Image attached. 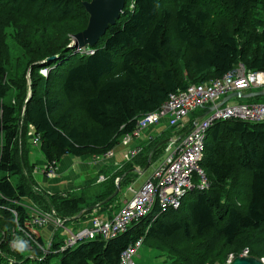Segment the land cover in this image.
<instances>
[{
    "label": "trees",
    "instance_id": "trees-1",
    "mask_svg": "<svg viewBox=\"0 0 264 264\" xmlns=\"http://www.w3.org/2000/svg\"><path fill=\"white\" fill-rule=\"evenodd\" d=\"M89 1L0 0V264H52L55 256L59 264H120L123 251L140 236L144 244L156 242V249L168 251L175 258L169 264L227 263L230 254L245 251L264 259V122H216L200 162L209 187L186 194L179 210L154 222L148 218L114 239L96 238L64 251L63 242L50 239L49 246L30 227L29 207L68 224L113 205L139 177L131 170L164 157L168 145L156 146L172 134L188 133L206 111L194 112L179 134L170 127L149 142L132 162L91 187L98 190L95 196L88 187L76 196L41 190L31 158L33 136L48 175L67 156L99 158L115 150L171 94L222 78L240 64L264 71V0H219L215 5L224 1L236 24L215 32L207 29L215 12L208 0H126L117 24L95 46L78 51L67 34L87 28L83 4ZM8 36L24 49L27 66L21 59L14 68ZM11 92L14 99L7 102ZM261 98L251 97L250 104L264 103ZM124 175L119 194L99 206ZM95 197L101 198L93 202ZM105 211L100 218L108 217ZM22 230L35 244L12 251L16 238L28 240ZM25 251L34 256L25 257Z\"/></svg>",
    "mask_w": 264,
    "mask_h": 264
},
{
    "label": "built area",
    "instance_id": "built-area-1",
    "mask_svg": "<svg viewBox=\"0 0 264 264\" xmlns=\"http://www.w3.org/2000/svg\"><path fill=\"white\" fill-rule=\"evenodd\" d=\"M261 89H264V71H247L245 66L240 64L222 78L192 85L184 91L171 94L159 110L144 115L138 121L133 133L125 135L122 139V145L131 147L134 140L140 138L144 131L162 125L163 122H166L164 125L167 128L186 127L194 112L202 109L206 114L211 108L215 109L204 118L197 120L188 133L179 138H170L166 156L158 168L143 188L134 194L130 201H126L112 218L95 217L84 229L73 231L64 226L62 220L56 222L50 215L36 214L33 215L30 227L41 229L52 220L58 228H63L69 235L60 248V251H64L96 238L106 241L114 239L129 231L134 224L148 218L154 222L163 213L179 210L186 194L197 189L206 190L209 187L200 162L204 156L205 143L211 127L216 122L232 119L264 122V103L230 104L228 102L222 106L218 105L231 94H245L250 90ZM39 143V139L34 137L33 144L38 146ZM128 151L127 157L130 160L141 153L142 149L136 147L129 148ZM113 154L114 150L99 158H110ZM54 170L52 169L51 172ZM157 209L158 211L154 212ZM23 232L25 238H28V243L32 241L35 244L33 236ZM144 237L141 236L123 251L120 264H136L135 257L143 247ZM247 254L248 251H245L244 255Z\"/></svg>",
    "mask_w": 264,
    "mask_h": 264
},
{
    "label": "rangeland",
    "instance_id": "rangeland-1",
    "mask_svg": "<svg viewBox=\"0 0 264 264\" xmlns=\"http://www.w3.org/2000/svg\"><path fill=\"white\" fill-rule=\"evenodd\" d=\"M209 3H210V7H213V10L215 11L214 12V18H213V21L208 24L207 26V29L211 32H215L216 29L220 26V25H228L230 26L231 28L234 27V25L236 24L234 19L231 18V15L227 13V10L225 9L227 7L226 3L224 1H222V4H219L218 6H216L215 4H217L219 2V0H208ZM264 20V19H263ZM61 27H64L65 29L68 28V25H64V26H61ZM12 31V30H10ZM8 34H11L10 32H8ZM67 40L68 42L72 41L74 42V37H72L71 35L67 34ZM6 46H7V49H8V55L10 56V60L13 61V66L14 68H16L19 60L22 59V62L24 63V65H28V61H27V56H24L25 54V51L24 49H22L20 46H18L16 44V42L14 41V39L12 38V36H8L6 38ZM41 74L43 75H46L47 72L45 70L41 71ZM28 80L30 78V72L28 71ZM247 92H245L246 94ZM14 96H15V93L14 92H11L10 93V96L9 98L7 99V102H10L14 99ZM264 98H261V102H264L263 100ZM255 99H251V98H237V99H233L231 100L229 103L230 104H250V103H254ZM166 127V126H165ZM167 129V128H166ZM31 136L33 135V132L32 130L30 131L29 133ZM34 138V136L32 137V139ZM170 138H176L175 136L173 137V134L170 136ZM167 145V144H166ZM119 146H122L119 145ZM124 146V145H123ZM122 146V147H123ZM126 147V146H125ZM31 149V158H32V162L34 164L37 165V169L39 170H42L43 169V162L45 160L44 158V155L42 154V152L40 151V149L38 147H36V145H34ZM140 149H142L140 147ZM129 156V155H128ZM166 156V154L164 155V157ZM163 157V158H164ZM135 158L133 159H130L128 160V157L125 158V161L122 162V165L126 164V163H129V162H132ZM80 159H77V161L79 162ZM83 162V160H81ZM85 162V161H84ZM45 165V163H44ZM156 165V164H155ZM160 165V164H159ZM158 165V166H159ZM158 168V167H157ZM156 168V169H157ZM35 169V170H37ZM153 169H154V166H152L149 170L145 171L143 174H141L138 178V180L135 182V184L132 185V188L136 191H138V188L139 186L145 182L146 180H148L147 178L150 176L151 172H153ZM155 169V170H156ZM154 170V172H155ZM35 174H34V178L36 180V176H39L42 174V172L40 174L37 173V171H34ZM153 172V173H154ZM44 173H45V169H44ZM57 170L55 169L53 172L49 173L48 175L47 174H44V175H41V176H45L44 178L46 179H50V178H53L56 174H57ZM104 174L103 172L100 174H97V176L93 179V181H90L87 180L85 183H84V187H88L90 188L91 190V195L92 196H95L98 192V190L96 191H93L91 189V187H99L101 182H103V180H101L102 178H104ZM47 177H50V178H47ZM119 179H117L116 181L114 180V182H118ZM100 183V184H99ZM38 184V183H37ZM39 185V184H38ZM41 188V187H40ZM82 188V187H81ZM83 189V188H82ZM41 190H43L41 188ZM81 190V189H80ZM79 190V191H80ZM45 191V190H43ZM46 192V191H45ZM125 193V189L122 191ZM120 193V195L117 197V199L114 200V203L113 205L111 206H108L106 209V214L105 216H108V217H112L114 216L124 205V200L126 198L127 200V197L125 194L123 193ZM48 193V192H47ZM70 195H77L78 192H75L74 190L71 191V192H68ZM50 194V193H48ZM130 194V193H129ZM65 195V194H63ZM133 196V193H131L128 198L130 199L131 197ZM96 198H101V197H95L94 200H92L93 202L96 201ZM29 209L31 210L32 214L33 215H36V214H42V215H50L52 216L53 219H55V221L57 222L58 220H62L60 217H57V216H53L49 213H42V212H39L38 210L32 208V207H29ZM104 209V210H105ZM94 211L92 213V215H89L87 216L86 218H84L81 222H76V221H73V222H69L68 224L67 223H64V226H66L67 228H69L70 230H73V231H77V230H82L84 229L85 227H87L91 222L92 219H94L95 217H100V215L102 214V212L104 211ZM62 223L64 222L63 220L61 221ZM83 222V223H82ZM82 223V225H81ZM89 223V224H88ZM50 224H52L54 226V229L51 233V229H48L47 226H49ZM88 224V225H87ZM82 226V227H81ZM47 230V240L49 241V243H47L48 245L50 244V240L51 239V242L54 238H56L57 240L56 241H61V242H64L65 239H67L69 237L68 234L65 233L64 229L62 228H58L57 225L51 220V221H48L47 224L45 226H43L41 229H42V232H45ZM38 230V229H36ZM68 231V230H66ZM40 233V232H39ZM141 237V236H140ZM15 240H22V239H18L16 238ZM25 241V239L23 240ZM27 244L28 241L26 240ZM32 242V241H31ZM63 244V243H62ZM50 246V245H49ZM159 245L156 243V242H152V241H146L145 244L143 245V247L139 250V253L137 254V256L135 257V262L136 264H169V263H172L173 260H175V258L171 259L172 256L171 254H169L168 251H161L159 249H156L158 248ZM15 247L13 246V243H12V251H15ZM23 255L25 257H33L34 254L33 252L31 251H25L23 253ZM40 256V255H39ZM13 257V256H11ZM233 257V255H229L228 256V262H230L231 258ZM59 260H60V257L58 256H55L53 259H52V264H59ZM264 260V259H262ZM227 263H218V264H227Z\"/></svg>",
    "mask_w": 264,
    "mask_h": 264
},
{
    "label": "crops",
    "instance_id": "crops-1",
    "mask_svg": "<svg viewBox=\"0 0 264 264\" xmlns=\"http://www.w3.org/2000/svg\"><path fill=\"white\" fill-rule=\"evenodd\" d=\"M164 124L166 125V122H163L162 125L160 124L157 127H153V128L151 127L150 129L144 131L140 138H136L134 140V143L132 144L131 147L130 146L125 147L123 145H122L123 147L118 146L114 150L113 156L110 158H92L90 156H85V157L67 156L58 163V168H57L58 173L53 178L47 177L50 179H46L44 178L45 176H41L45 174L44 169L47 165V161L45 159L43 162V169L36 170L38 174L42 172L41 175L36 176V181L39 184V187H41L43 190H45L50 194H65L73 190L75 192H78L79 194L84 189L85 186L84 183L87 180H89V182L93 181V179L97 176V174H101L103 172V174L106 176V177L104 176L103 178L104 179L103 181H105L106 178H109L111 176L113 171L115 172L118 168H121L123 166L122 162H124L125 158H127L129 148L131 149V148L141 147L143 149L145 146H148L149 142L154 143L158 141V139L162 137L163 133H165V131L168 130V128L165 127ZM184 128L185 127H177L175 128L174 133L179 134V132L184 130ZM77 159H80L79 162L77 161ZM81 160H83V162ZM162 160L163 157L152 165L154 166L153 172L162 162ZM151 167H149L147 170H149ZM153 172H151L150 176L147 178L148 180L152 176ZM138 178L132 183L128 184L126 187H124L125 193L124 192L122 193L125 194L127 197V200L125 198L124 203L126 201H130L134 196V194L138 193L143 188L145 183L148 181L146 180L145 182H143L139 186L138 191H136L132 188V185L135 184ZM129 193L130 194L133 193V196L130 199L128 198V196L130 195ZM47 228L51 229V233H52L54 226L50 224L49 226H47ZM38 230L40 234L43 235L45 241H48L46 228H45L46 230L45 232H42V229H38Z\"/></svg>",
    "mask_w": 264,
    "mask_h": 264
},
{
    "label": "water",
    "instance_id": "water-1",
    "mask_svg": "<svg viewBox=\"0 0 264 264\" xmlns=\"http://www.w3.org/2000/svg\"><path fill=\"white\" fill-rule=\"evenodd\" d=\"M83 6L87 14L89 15V22L87 28L84 31L74 36L75 40L71 44V47L77 48L78 51L84 50L87 47L95 46L99 42V40L105 36L108 29L117 24L121 15L124 13L126 0H91L89 2H84ZM56 59H57L56 57H53L50 60L54 61ZM257 96H264V91L255 92L251 94H244V93L231 94L226 98H224L218 106L227 104L233 98H251ZM213 109L215 108H211L206 114L202 115L200 119L204 118ZM169 141L170 139L161 142L156 146L155 150H157L159 147L163 145L169 144ZM149 166H150V162H148L146 168H144V170L142 171L137 168L132 169L131 171L141 175L149 168ZM125 175L118 180L117 189L115 193L112 196H110L107 200L99 204V206L112 200L119 194L121 188V181L125 177ZM228 264H264V260L244 254L233 255V257L231 258Z\"/></svg>",
    "mask_w": 264,
    "mask_h": 264
},
{
    "label": "clouds",
    "instance_id": "clouds-1",
    "mask_svg": "<svg viewBox=\"0 0 264 264\" xmlns=\"http://www.w3.org/2000/svg\"><path fill=\"white\" fill-rule=\"evenodd\" d=\"M13 246L16 248L17 251L23 252L27 249L28 244L26 241L23 240H15L13 241Z\"/></svg>",
    "mask_w": 264,
    "mask_h": 264
}]
</instances>
